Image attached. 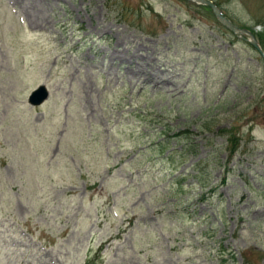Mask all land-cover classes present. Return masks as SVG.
<instances>
[{
  "label": "rangeland",
  "instance_id": "1",
  "mask_svg": "<svg viewBox=\"0 0 264 264\" xmlns=\"http://www.w3.org/2000/svg\"><path fill=\"white\" fill-rule=\"evenodd\" d=\"M215 1L264 50V0ZM263 117L203 4L0 0V264H264Z\"/></svg>",
  "mask_w": 264,
  "mask_h": 264
},
{
  "label": "water",
  "instance_id": "2",
  "mask_svg": "<svg viewBox=\"0 0 264 264\" xmlns=\"http://www.w3.org/2000/svg\"><path fill=\"white\" fill-rule=\"evenodd\" d=\"M194 1H198V2H202L205 4H208L211 9L213 10L215 16L219 19V21L221 23H223L226 27L230 28L232 31L236 32L238 30L244 31L246 33L249 34L250 39H248V41L250 42V44L258 51V53L260 54V56L264 59V52L261 49V47L259 46V44L257 43L256 39L254 38L253 34L244 29V28H239L235 25H233L228 19L224 18L223 16H221L219 14L218 8L210 1V0H194ZM46 96V89L44 87L43 84H39L35 89H33L30 94L28 95L27 100L30 103H39L44 97Z\"/></svg>",
  "mask_w": 264,
  "mask_h": 264
},
{
  "label": "bare ground",
  "instance_id": "3",
  "mask_svg": "<svg viewBox=\"0 0 264 264\" xmlns=\"http://www.w3.org/2000/svg\"><path fill=\"white\" fill-rule=\"evenodd\" d=\"M130 70L135 71V69L131 68ZM138 71V70H137ZM145 74V73H144Z\"/></svg>",
  "mask_w": 264,
  "mask_h": 264
}]
</instances>
